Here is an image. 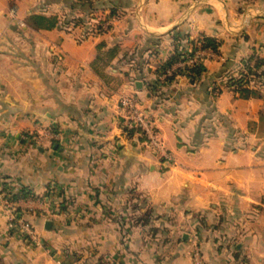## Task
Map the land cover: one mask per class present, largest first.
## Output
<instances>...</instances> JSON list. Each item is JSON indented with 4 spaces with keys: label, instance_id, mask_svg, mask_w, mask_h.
Returning a JSON list of instances; mask_svg holds the SVG:
<instances>
[{
    "label": "crops",
    "instance_id": "obj_1",
    "mask_svg": "<svg viewBox=\"0 0 264 264\" xmlns=\"http://www.w3.org/2000/svg\"><path fill=\"white\" fill-rule=\"evenodd\" d=\"M93 2L0 0V187L41 240L0 202V264H264V75L248 98L226 83L264 59V0ZM80 16L105 30L83 39ZM201 36L220 42L202 75L160 79ZM124 95L158 149L125 135Z\"/></svg>",
    "mask_w": 264,
    "mask_h": 264
},
{
    "label": "trees",
    "instance_id": "obj_2",
    "mask_svg": "<svg viewBox=\"0 0 264 264\" xmlns=\"http://www.w3.org/2000/svg\"><path fill=\"white\" fill-rule=\"evenodd\" d=\"M76 2L81 7H89L88 14L93 11L94 9V2L93 0H76ZM74 23V26H77L78 24H82L85 27V35L88 33H91L93 35L99 34L105 30L104 26L102 25V22H98V26L94 28L95 19L91 16L88 19L84 16L75 17L71 21ZM29 23L37 29H53L57 27L60 23V19L57 16H48L44 14H34L30 17ZM69 24V23H68ZM66 28H68V25H66ZM70 29V28H68ZM220 46V42L216 40L215 38L208 37V36H201L196 42H194V47L204 48V49H212L214 51H218ZM189 55H192V53H189ZM188 56V52L186 51H177L175 54H173L165 63H163L161 66L158 67L157 73L159 75H163L166 73V71L170 68H172L176 63L179 61L184 60ZM255 59V63L252 65V60ZM264 59L257 57V58H251L247 65H246V71L242 72L240 74L231 75L228 78L227 86L234 89L236 92L240 94L241 97L248 98L252 95H256L257 92L250 88L249 83L252 79L262 77L264 75ZM187 72L189 76L193 77L194 79L196 77H199L202 75V73L205 71V66L202 63H193L192 65L186 66L184 69H179V71L175 72L172 76L167 78V81H172L175 79L176 75L181 72ZM135 133V130H131L129 132L130 136H133ZM141 140L146 141V137H142ZM14 197V196H13Z\"/></svg>",
    "mask_w": 264,
    "mask_h": 264
},
{
    "label": "built area",
    "instance_id": "obj_3",
    "mask_svg": "<svg viewBox=\"0 0 264 264\" xmlns=\"http://www.w3.org/2000/svg\"><path fill=\"white\" fill-rule=\"evenodd\" d=\"M93 34L88 33L83 34L82 38H88ZM206 51L204 48L193 47L191 51L188 52V56L176 63L172 68L168 69L165 74H163L160 79H167L172 76L177 70L184 69L188 65L193 63L203 62V54ZM192 53V55H189ZM253 65V64H252ZM141 102L136 95H124L120 99V108L124 113L125 121V131L135 130V133H139L146 137V142L150 143L152 146L156 145L159 147V141L156 136L153 121L150 118L148 112L140 106ZM0 202L8 210L11 217V227L21 238L29 239L30 241L39 244L41 240L36 233L33 225L25 221L24 219L18 217V207L19 200L14 199L11 193H6L0 187ZM193 264H205L203 260L202 253L199 248H196L193 255Z\"/></svg>",
    "mask_w": 264,
    "mask_h": 264
},
{
    "label": "rangeland",
    "instance_id": "obj_4",
    "mask_svg": "<svg viewBox=\"0 0 264 264\" xmlns=\"http://www.w3.org/2000/svg\"><path fill=\"white\" fill-rule=\"evenodd\" d=\"M72 19H73V17H72L71 19H70V18H67V19H65L66 22H64L65 26L68 25V28H70V29H72L73 27H76V26H74V23L71 22ZM95 22H96V23H95L96 25H94V28H96V27L98 26V22H97L96 20H95ZM68 23H69V24H68ZM106 23H107V22H106ZM102 25H103V26H106L105 23H103ZM77 26H78V27H81V28H84V25H82V24H78ZM227 81H228V79H227ZM254 81H256V80H255V79H252V80H251V83L254 82ZM226 83H227V82H226ZM249 84H250V83H249ZM158 87H159L158 85H153V86L151 87V89H150L151 92L153 91V92H155V94H156V93H157V89H158ZM139 100H140V99H139ZM140 102H141V100H140ZM140 106L143 107L142 104H141ZM143 109L146 110V108H144V107H143ZM121 112H122V111H121ZM121 119H122V120H121V123H122L121 126H122L123 131L125 132V135H126V136H130V135H129V132H130V131H125V127H124V126H125V121H124V113H123V112H122V114H121ZM133 137H136V138L140 139V138H142V137H144V136L141 135V134H139V133H134ZM151 147H153L154 149H155V148H156V149L159 148V147L156 146V145H153V146H151Z\"/></svg>",
    "mask_w": 264,
    "mask_h": 264
},
{
    "label": "water",
    "instance_id": "obj_5",
    "mask_svg": "<svg viewBox=\"0 0 264 264\" xmlns=\"http://www.w3.org/2000/svg\"><path fill=\"white\" fill-rule=\"evenodd\" d=\"M51 225V222L49 221L48 223H47V227H49Z\"/></svg>",
    "mask_w": 264,
    "mask_h": 264
}]
</instances>
